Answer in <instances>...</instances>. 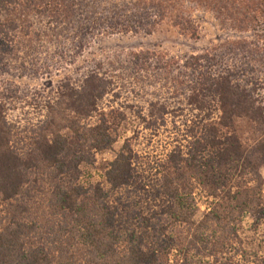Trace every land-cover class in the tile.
Here are the masks:
<instances>
[{
	"label": "trees",
	"instance_id": "trees-1",
	"mask_svg": "<svg viewBox=\"0 0 264 264\" xmlns=\"http://www.w3.org/2000/svg\"><path fill=\"white\" fill-rule=\"evenodd\" d=\"M52 1L70 27L76 22L70 2L82 12L102 7L97 25L112 33L150 34L166 12L155 0ZM34 3L0 0V70L19 28L4 14L23 5L34 10ZM82 20L77 22L91 24ZM238 53L230 52L235 64ZM256 55L239 56L240 68L233 71H256ZM206 63H190L196 79L188 102L200 112V126L184 132L163 172L139 171L126 142L104 167L102 184L84 180L82 167H94L96 154L112 150L115 138L104 118L96 126H81L80 119L108 94L103 80L87 76L77 90L65 82L57 101H47L44 116L28 128L7 116L5 106L15 95H0V264H164L171 254L180 264H264L258 239L264 227V103L257 83L233 84L232 71L213 75ZM213 104L216 122L209 114ZM152 108L153 126L164 124L165 108ZM235 120L260 135L252 145L244 147L234 132L223 134ZM27 130L30 144L14 141L16 131ZM249 216L251 236L241 228Z\"/></svg>",
	"mask_w": 264,
	"mask_h": 264
},
{
	"label": "rangeland",
	"instance_id": "rangeland-1",
	"mask_svg": "<svg viewBox=\"0 0 264 264\" xmlns=\"http://www.w3.org/2000/svg\"><path fill=\"white\" fill-rule=\"evenodd\" d=\"M34 1V10L23 5L4 14L5 22H16L19 28L10 41L11 50L2 54L1 99L15 95L5 106L7 116L28 128L44 116L41 111L47 101H57L65 82L77 90L87 76L93 75L101 85L103 80L108 94L96 103L88 119H80L81 126L99 125L104 118L115 144L112 150L96 154L94 167H82L84 180L91 184H102L104 167L126 142L137 157L139 171L152 176L163 172L166 155L183 140L184 132L200 126V112L188 102L196 79L190 65L195 58L203 66L212 63L213 69L205 71L213 75L232 71L233 84L257 83L256 96L264 103V0H155L163 2L166 12L150 34L102 32L97 25L102 7H89L85 13L73 2L71 15L76 22L70 27L52 0ZM82 18L91 24L78 23ZM80 39H84L83 47L77 44ZM233 49L239 52L236 64L230 55ZM251 51L259 57L252 63L256 71L246 68L247 73L240 70L238 75L233 67L240 68L239 56ZM153 106L165 108L164 124L153 126L149 119ZM209 114L216 122L215 104ZM28 132L16 131L14 141L27 138L23 144H30ZM222 132L236 133L244 147L260 136L243 120H235L229 131ZM260 173L264 182V167ZM204 211L202 206L194 223ZM253 224L250 216L244 219L241 228L248 236ZM258 236L263 258L264 227ZM175 258L171 254L164 264H180Z\"/></svg>",
	"mask_w": 264,
	"mask_h": 264
}]
</instances>
